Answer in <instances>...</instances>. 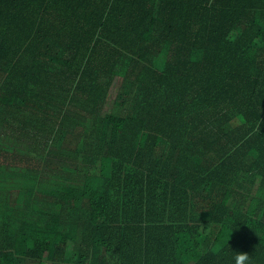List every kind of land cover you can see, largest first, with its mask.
Masks as SVG:
<instances>
[{"label": "trees", "instance_id": "16d2710c", "mask_svg": "<svg viewBox=\"0 0 264 264\" xmlns=\"http://www.w3.org/2000/svg\"><path fill=\"white\" fill-rule=\"evenodd\" d=\"M240 252L264 264V0H0V264Z\"/></svg>", "mask_w": 264, "mask_h": 264}, {"label": "rangeland", "instance_id": "374dc122", "mask_svg": "<svg viewBox=\"0 0 264 264\" xmlns=\"http://www.w3.org/2000/svg\"><path fill=\"white\" fill-rule=\"evenodd\" d=\"M120 81L121 80L119 78L115 79V81L111 87V90L109 92V96L107 97L106 103L101 108V114L102 115L110 113L111 110L114 108V98H115L116 92L120 86ZM90 127L91 126H89V129H90ZM55 163H56V161H55Z\"/></svg>", "mask_w": 264, "mask_h": 264}, {"label": "clouds", "instance_id": "9594fccd", "mask_svg": "<svg viewBox=\"0 0 264 264\" xmlns=\"http://www.w3.org/2000/svg\"><path fill=\"white\" fill-rule=\"evenodd\" d=\"M249 260V255L247 253H239L235 257V264H245Z\"/></svg>", "mask_w": 264, "mask_h": 264}]
</instances>
